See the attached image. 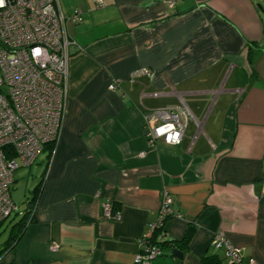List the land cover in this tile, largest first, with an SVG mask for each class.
Returning a JSON list of instances; mask_svg holds the SVG:
<instances>
[{"label":"crops","instance_id":"obj_1","mask_svg":"<svg viewBox=\"0 0 264 264\" xmlns=\"http://www.w3.org/2000/svg\"><path fill=\"white\" fill-rule=\"evenodd\" d=\"M58 6L75 43L61 135L33 165L27 224L0 264H133L163 190L173 215L150 264H203L218 234L264 264V0ZM182 106L180 144L150 145L145 115Z\"/></svg>","mask_w":264,"mask_h":264},{"label":"built area","instance_id":"obj_2","mask_svg":"<svg viewBox=\"0 0 264 264\" xmlns=\"http://www.w3.org/2000/svg\"><path fill=\"white\" fill-rule=\"evenodd\" d=\"M92 1L97 9L106 2ZM177 1L181 0H163L168 8ZM70 19L79 22L80 13L76 11ZM66 20L58 0L0 2V222L16 212L10 192L14 173L31 167L45 145L55 146L60 139L70 48L75 45L67 35ZM115 87L110 84L108 90ZM192 118L185 106L151 110L143 121L146 141L150 145L162 141L177 146ZM160 198L156 220L141 239L133 264H150L160 254L153 237L164 232L166 221L173 215L168 192L163 190ZM113 218L118 219L119 215ZM57 248V244H52L53 251ZM209 248L212 253L223 250L227 264H244L243 249L234 247L222 235H215ZM248 264H253V260Z\"/></svg>","mask_w":264,"mask_h":264},{"label":"rangeland","instance_id":"obj_3","mask_svg":"<svg viewBox=\"0 0 264 264\" xmlns=\"http://www.w3.org/2000/svg\"><path fill=\"white\" fill-rule=\"evenodd\" d=\"M46 155V150H43L38 161L45 159ZM35 167L36 165L33 166L31 170V167L20 168L13 175L14 182L11 185L10 192L11 199L17 211L13 213L8 219H6L0 228V234L2 236L0 242H3V240L5 241L7 238L10 226L19 218V212L22 213L23 210H25L28 206V202L32 197V190L38 182V180H36L38 177L36 178L37 175L33 172Z\"/></svg>","mask_w":264,"mask_h":264},{"label":"trees","instance_id":"obj_4","mask_svg":"<svg viewBox=\"0 0 264 264\" xmlns=\"http://www.w3.org/2000/svg\"><path fill=\"white\" fill-rule=\"evenodd\" d=\"M53 147H54L53 144H47V145H45L43 147V150H45V149L51 150ZM43 150H42V152H43ZM27 212L24 215H22L20 218H18V220H16V222H14L11 225V227H10V235H9V240H8L9 242L16 241V239L18 238L19 234L25 228V226L27 224L26 221H27L28 214H29ZM3 223H4V221L0 222V228L2 227ZM190 237H191V231H188L186 233V236H185L184 240L181 242V244H184V245L187 244L189 242ZM202 263L203 264H222V261L218 258V256L215 253H211L209 256L204 257L202 259Z\"/></svg>","mask_w":264,"mask_h":264},{"label":"water","instance_id":"obj_5","mask_svg":"<svg viewBox=\"0 0 264 264\" xmlns=\"http://www.w3.org/2000/svg\"><path fill=\"white\" fill-rule=\"evenodd\" d=\"M172 254H173V256H174L176 259H178V260H181V259H182V254H181L180 252H178L177 249H173V250H172Z\"/></svg>","mask_w":264,"mask_h":264},{"label":"clouds","instance_id":"obj_6","mask_svg":"<svg viewBox=\"0 0 264 264\" xmlns=\"http://www.w3.org/2000/svg\"><path fill=\"white\" fill-rule=\"evenodd\" d=\"M0 2H2V0H0Z\"/></svg>","mask_w":264,"mask_h":264}]
</instances>
